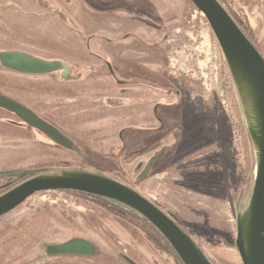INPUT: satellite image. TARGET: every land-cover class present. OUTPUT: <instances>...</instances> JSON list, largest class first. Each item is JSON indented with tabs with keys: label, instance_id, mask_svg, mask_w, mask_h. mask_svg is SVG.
<instances>
[{
	"label": "rangeland",
	"instance_id": "rangeland-1",
	"mask_svg": "<svg viewBox=\"0 0 264 264\" xmlns=\"http://www.w3.org/2000/svg\"><path fill=\"white\" fill-rule=\"evenodd\" d=\"M220 1L264 57V0ZM3 51L66 65L63 78L0 64V92L72 146L0 110V194L39 174L101 175L169 215L211 264H242L236 218L251 193L255 151L221 50L188 0H0ZM73 237L92 241L97 255L44 254V245ZM123 256L181 264L96 203L60 191L36 193L0 217V264H128Z\"/></svg>",
	"mask_w": 264,
	"mask_h": 264
},
{
	"label": "water",
	"instance_id": "water-1",
	"mask_svg": "<svg viewBox=\"0 0 264 264\" xmlns=\"http://www.w3.org/2000/svg\"><path fill=\"white\" fill-rule=\"evenodd\" d=\"M188 1L202 14L221 50L255 151L251 193L245 208L236 218L234 246L242 264H264V58L218 0ZM0 64L4 69L21 75L37 76L61 71L65 78L69 73L62 62L44 60L20 51L1 52ZM0 109L13 113L25 125L44 134L55 144L70 149L68 138L20 103L0 95ZM153 161L151 158L143 167L141 179ZM140 168L139 164L137 170ZM48 191L84 193L117 203L152 225L181 264H211L194 240L155 204L134 189L94 173L63 171L26 178L0 194V217L32 195ZM44 254L92 257L97 255V247L88 239L73 237L62 243L44 245ZM122 258L128 264H135L125 256Z\"/></svg>",
	"mask_w": 264,
	"mask_h": 264
},
{
	"label": "trees",
	"instance_id": "trees-1",
	"mask_svg": "<svg viewBox=\"0 0 264 264\" xmlns=\"http://www.w3.org/2000/svg\"><path fill=\"white\" fill-rule=\"evenodd\" d=\"M218 1H220V0H218ZM220 3H221V1H220ZM237 25L242 30V32L246 35V37L251 41V43L256 47V45L252 41L250 35L248 34L247 30L245 28H243L240 24L237 23ZM256 49L258 50L257 47H256ZM259 53H260V51H259ZM62 192L66 193V194H71L72 196L79 198V199L81 198V199L87 200L89 202L91 201L92 203H96L98 206L102 207L103 210H105L106 212L116 216L117 218L123 220L124 222H126L129 225L136 228L138 231H140L142 233V235L144 236V238L147 241L151 242L156 247L158 245L160 247H163L165 250L170 252L176 260H178V258L176 257V255L174 254L172 249L169 247L166 240L162 237V235L152 225H150L146 220H144L142 217H140L138 214L134 213L133 211H130L129 209H127V208H125V207H123L117 203H114L112 201L102 199V198H98V197H94V196H90V195H87L84 193H77V192H70V191H62Z\"/></svg>",
	"mask_w": 264,
	"mask_h": 264
},
{
	"label": "flooded vegetation",
	"instance_id": "flooded-vegetation-1",
	"mask_svg": "<svg viewBox=\"0 0 264 264\" xmlns=\"http://www.w3.org/2000/svg\"><path fill=\"white\" fill-rule=\"evenodd\" d=\"M263 57V56H262ZM8 92L6 91H1L0 92V95L1 96H5V97H7V98H10V99H12V100H14V101H16V102H18V103H20L21 105H23L20 101H18V100H16V99H14V98H11V97H9L8 96V94H7ZM23 106H25V105H23ZM26 107V106H25ZM26 108H28L29 110H31L34 114H36L35 112H34V110H32L31 108H29V107H26ZM0 110H2V111H5L6 113H10V112H8V111H6V110H3V109H0ZM10 114H12V115H14L13 113H10ZM37 115V114H36ZM15 117H16V115H14ZM38 116V115H37ZM18 120H19V123L20 124H23V122L18 118V117H16ZM42 119V118H41ZM45 121V120H44ZM47 122V121H46ZM48 123V122H47ZM29 127V126H28ZM55 127V126H54ZM31 128V127H30ZM56 128V127H55ZM57 130H59L58 128H56ZM39 132V131H38ZM59 132H61L60 130H59ZM42 134V133H41ZM42 135H44V134H42ZM45 136V135H44ZM45 137H47V136H45ZM48 138V137H47ZM48 139H50V138H48ZM51 140V139H50ZM59 146V145H58ZM72 146V145H71ZM61 147V146H60ZM63 148V147H62ZM71 148V147H70ZM154 161H155V158H154ZM153 161V162H154ZM153 164V163H152ZM152 164H151V166H152ZM151 168V167H150ZM19 183V182H18ZM15 185H17V184H15ZM6 255L8 256V257H10L11 259V261H12V259H18V256H16L14 253H12V252H7L6 253ZM57 256H69V255H55V256H47V257H57Z\"/></svg>",
	"mask_w": 264,
	"mask_h": 264
}]
</instances>
